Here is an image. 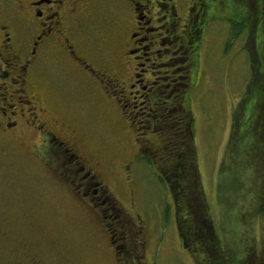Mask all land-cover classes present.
<instances>
[{
	"label": "flooded vegetation",
	"instance_id": "flooded-vegetation-1",
	"mask_svg": "<svg viewBox=\"0 0 264 264\" xmlns=\"http://www.w3.org/2000/svg\"><path fill=\"white\" fill-rule=\"evenodd\" d=\"M236 10L240 0H0V153H18L27 140V153L84 217L85 249L101 264H154L159 220L168 216L197 264H209L211 253L200 250L201 238L193 248L196 226L180 224L185 206L177 193L162 214L130 176L121 189L110 184L74 106L89 107L92 117L96 104L107 105L125 152L133 139L122 168L144 162L169 191L182 189L168 180L185 170L173 154L185 120L178 114L190 111L205 73L202 58L214 39L221 44ZM198 209L193 201L192 221L203 226ZM16 225L0 230V264H81L70 252L60 261L58 253L34 250Z\"/></svg>",
	"mask_w": 264,
	"mask_h": 264
},
{
	"label": "rangeland",
	"instance_id": "rangeland-1",
	"mask_svg": "<svg viewBox=\"0 0 264 264\" xmlns=\"http://www.w3.org/2000/svg\"><path fill=\"white\" fill-rule=\"evenodd\" d=\"M244 1L248 9L246 17L250 15L256 22L264 0L261 4L259 0ZM253 26V23H248V29L235 41L232 35L236 31L226 25L221 30V44L213 40L209 52L202 58L205 73L188 113L193 124V160L199 171L213 227L231 264H249L252 259L264 264V215L252 220L249 209L253 201L246 195V185L238 192L232 188L234 176L225 174L220 178L233 113L251 78L249 44L252 43ZM78 106H74L71 114L81 116L76 121L85 129L84 141L90 149L98 150L96 154L103 159L110 184L121 189L130 184L125 181L128 175L139 196L152 201L154 206L157 204L162 214L166 208L171 209L174 206L172 195L165 183L159 181L157 171L143 169L146 168L144 162H137L129 170L122 168L135 151L133 139H128L130 151L125 152L118 144L114 122L106 119V111L110 112L107 105L96 104L92 117L89 107ZM18 145V153H0V230L8 229L14 221L18 224L17 230L27 231L28 238L35 242L34 250L41 248L58 253L60 261L70 252L77 256L81 264H101L100 256L85 249L84 241L89 232L85 228L84 217L47 179L50 174L46 173L38 159L27 153L31 150L27 140L20 141ZM112 145L115 150H109ZM159 229L162 238L153 249L154 264H197L194 256L178 243L177 228L171 216L159 220ZM262 241L263 244L258 246Z\"/></svg>",
	"mask_w": 264,
	"mask_h": 264
},
{
	"label": "trees",
	"instance_id": "trees-1",
	"mask_svg": "<svg viewBox=\"0 0 264 264\" xmlns=\"http://www.w3.org/2000/svg\"><path fill=\"white\" fill-rule=\"evenodd\" d=\"M262 1L259 0V4ZM246 7V1H241V11L236 10L235 17L230 23L232 30L236 31V34L232 35L235 41L248 29V23L255 25L253 26L254 30L251 31L253 36L251 35L250 42L252 41V43H248L251 45L249 47L251 48L249 50L251 78L244 96L233 113L231 134L226 157L220 168V178L225 174H231L232 178L234 176L232 188L234 187L238 192L243 190L246 185L248 188L246 195L251 197L253 201L249 209L250 217L253 220L261 214L264 215V9L261 8L255 22L250 15L246 17L248 11ZM188 113L189 111L178 114L180 117L184 116L185 120L178 126V139L174 138V140L177 139L175 143L178 142L179 145L176 146L178 153H173L176 155L177 163L179 162L180 166H184L185 170L182 173L177 172L178 177L174 176L176 174L168 177L171 185L174 186L178 182L182 185V189L171 190L170 192L172 195L177 193L179 203L182 202V205L185 206L180 224L184 226L185 230L193 224L196 226L191 227L195 234L193 248L201 246L197 243L201 238L204 246L200 250L207 252L209 249L211 253L209 264H231L232 262L227 259L224 247L213 227L201 186L199 171L193 160L195 157L192 141L193 124ZM180 143L183 145L180 146ZM181 151L183 153H180ZM238 177L240 178L239 181L237 180ZM220 186L222 188V184ZM183 193L184 195H182ZM193 201L198 203L200 219L204 220L203 226L197 225V221H199L197 217H194L192 221L190 212ZM261 244L263 241L258 246ZM252 260L253 262L250 261L249 264H259V261L255 262L256 259Z\"/></svg>",
	"mask_w": 264,
	"mask_h": 264
}]
</instances>
